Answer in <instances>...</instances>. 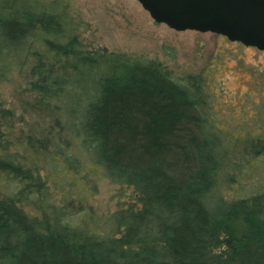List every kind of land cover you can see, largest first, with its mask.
I'll return each instance as SVG.
<instances>
[{"label": "trees", "instance_id": "1", "mask_svg": "<svg viewBox=\"0 0 264 264\" xmlns=\"http://www.w3.org/2000/svg\"><path fill=\"white\" fill-rule=\"evenodd\" d=\"M52 6L0 0V83L33 58L23 73L53 113L17 146L57 174L80 168L76 143L104 177L133 188L138 206L109 215L111 234L54 206L50 216H28L19 202L39 200L45 180L1 140L0 264H264V84L257 125L226 133L199 109V75L178 81L156 61L83 51ZM60 56L69 70L49 62ZM10 117L0 108V138ZM221 133L249 147L233 165L238 188L228 201L217 184L227 159Z\"/></svg>", "mask_w": 264, "mask_h": 264}, {"label": "rangeland", "instance_id": "2", "mask_svg": "<svg viewBox=\"0 0 264 264\" xmlns=\"http://www.w3.org/2000/svg\"><path fill=\"white\" fill-rule=\"evenodd\" d=\"M36 2L55 4L51 10L63 21L65 33L74 35L77 46L83 51H106L156 61L178 81L199 75V109L207 124L214 121L221 130L235 134L242 127L257 125L254 120L261 100L258 85L264 84V50L229 41L208 31L171 29L154 22L136 0ZM33 60L27 59L22 70H13L0 83V108L11 114L9 119L1 122L10 129L8 133H1L0 141L10 140L12 146L8 151L31 166L33 171L38 167V174L46 185L39 200L21 201L19 205L28 216L37 218L42 217L43 212L50 216L54 206L57 211L64 212V218L77 221L75 218L78 217L80 223H86L91 230L98 228L102 233L111 234L109 215L129 205L138 206L137 194L131 186L104 177L76 143L71 144L70 149L80 160V168L76 173L62 170L57 174L50 164H44L43 157L33 156L29 150L17 146L21 135H38L51 123L53 114L51 103L38 100L27 83V74L23 73ZM49 62L53 68L70 69L68 57L60 56ZM220 137L225 140L227 159L218 173L217 184L221 197L228 201L238 188L234 182H229V178H236L233 165L243 163L249 155V147L224 133ZM262 171L257 169L256 178L261 177ZM1 182V188H7ZM217 251L213 249V252Z\"/></svg>", "mask_w": 264, "mask_h": 264}, {"label": "water", "instance_id": "3", "mask_svg": "<svg viewBox=\"0 0 264 264\" xmlns=\"http://www.w3.org/2000/svg\"><path fill=\"white\" fill-rule=\"evenodd\" d=\"M157 23L264 50V0H136Z\"/></svg>", "mask_w": 264, "mask_h": 264}]
</instances>
